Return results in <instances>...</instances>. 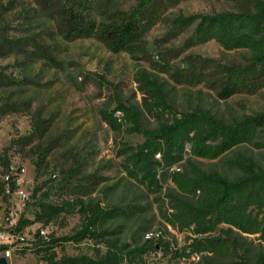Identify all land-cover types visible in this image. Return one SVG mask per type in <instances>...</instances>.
Listing matches in <instances>:
<instances>
[{
  "label": "rangeland",
  "instance_id": "obj_1",
  "mask_svg": "<svg viewBox=\"0 0 264 264\" xmlns=\"http://www.w3.org/2000/svg\"><path fill=\"white\" fill-rule=\"evenodd\" d=\"M137 1L87 0L86 15L95 21L107 20L113 11L128 10ZM163 1L166 5L163 14L169 18L179 12L188 15L237 10L236 4L228 0ZM66 2L0 0V154L6 151L11 169L18 177L15 190L6 199L0 197V228L16 221L21 214L32 218L34 205L25 207L24 203L37 187L35 196L49 203L57 204L74 192L83 198L98 199L107 206L136 205L142 211L110 221L108 227L120 225L121 239L132 242L144 238L141 229L147 226L148 231L162 235L165 242L178 250L191 233L173 228L161 214L169 205L165 193H174V185L165 180L162 191L153 193L127 176L122 166L121 144L133 146L143 136L126 131L127 125L122 131H115L102 119L101 112H113L121 119L116 104H132L143 112V127L157 125L143 110L135 78L139 73L160 83L173 114L197 108L230 123L243 115L263 112L264 86H249L228 98H220L207 85H189L178 74L184 63L194 57L232 65L244 63L250 54L245 49H225L214 39L187 45L185 40L192 27L172 37L168 26L161 22L143 36L146 58H135L125 50L113 53L93 36L65 38L62 35ZM35 43L57 65L38 56ZM254 141L264 142V131H258ZM237 157H251L264 165V147L242 143L214 159L187 156L183 164L193 163L231 179L239 171L229 162ZM73 164L76 167L69 171ZM4 171L0 161V179ZM74 183L80 186L73 188ZM38 227L41 225L36 222L26 226L23 232L31 234ZM78 228L76 212H61L41 227L47 237L70 235ZM246 241L250 256L261 249L256 234L247 235ZM96 246L104 250L101 243L95 245L89 239L79 244L65 242L64 250L69 255L93 256ZM162 253L163 250L158 251L152 259L166 261L168 254L162 256ZM230 258L212 256L210 260L221 263ZM171 259L175 264H186L192 258ZM7 260L16 264H42L32 252Z\"/></svg>",
  "mask_w": 264,
  "mask_h": 264
},
{
  "label": "trees",
  "instance_id": "obj_2",
  "mask_svg": "<svg viewBox=\"0 0 264 264\" xmlns=\"http://www.w3.org/2000/svg\"><path fill=\"white\" fill-rule=\"evenodd\" d=\"M228 1L236 4L237 10L188 15L179 12L169 18L163 14L166 7L163 0H138L128 10L117 9L107 20L95 21L86 15L87 0H67L63 7L66 18L62 35L93 36L113 53L125 50L135 58H146L143 36L155 23L166 24L172 37L192 27L185 40L187 45L214 39L225 49L249 52L242 64L228 65L198 56L180 68V78L189 85L203 83L220 98H228L249 86H264V0ZM34 50L57 65L40 44L35 43ZM135 78L143 110L157 125L143 127V112L132 104H116L121 119L107 111H102L101 117L115 131H122L127 125L126 131L142 134V140L133 146L121 144L123 169L127 176L153 193L162 191L165 180L174 185V193H165L169 205L161 214L173 228L192 234L186 237V243L177 250L159 234L123 241L121 226L110 228L108 223L126 219L142 208L132 204L107 206L74 192L57 204L49 203L35 196L37 187L24 203L25 207L34 205L32 218L21 214L12 229L22 232L36 222L47 225L61 212L78 213L79 228L70 235L47 237L36 229L30 252L42 264H175L172 257L188 258L192 253L199 258L190 264H264V165L251 157L234 158L229 165L239 174L230 179L193 163L183 164L187 156L214 159L242 143L264 147L263 141H254L256 133L264 131V111L243 115L230 123L197 108L173 114L160 83L144 73ZM0 161L5 168L0 179V197L6 199L17 186V173L11 169L6 151L0 154ZM74 167L71 165L69 171ZM141 230L145 234L148 227ZM252 234H256L261 249L250 256L246 236ZM84 239L95 245L101 243L104 250L96 246L93 256L65 252V242L79 244ZM161 250L162 256L168 254L166 261L152 259ZM238 250L242 253L237 254ZM212 256L231 258L214 263L210 260Z\"/></svg>",
  "mask_w": 264,
  "mask_h": 264
},
{
  "label": "built area",
  "instance_id": "obj_3",
  "mask_svg": "<svg viewBox=\"0 0 264 264\" xmlns=\"http://www.w3.org/2000/svg\"><path fill=\"white\" fill-rule=\"evenodd\" d=\"M17 179L18 177L16 178V184L18 181ZM15 224L16 221H10L9 224L0 228V255L4 256L6 259L11 256H17L18 254L30 252L31 240L34 239V232L36 230L32 231L31 234L28 231L26 233H24L23 231L16 232L12 229ZM41 227H38L39 234H41L42 236H46L45 230L41 229ZM157 235V233L148 231L144 234V237H152ZM188 258L192 259L186 262V264H190L191 261H196L199 258V255L197 253H192Z\"/></svg>",
  "mask_w": 264,
  "mask_h": 264
},
{
  "label": "water",
  "instance_id": "obj_4",
  "mask_svg": "<svg viewBox=\"0 0 264 264\" xmlns=\"http://www.w3.org/2000/svg\"><path fill=\"white\" fill-rule=\"evenodd\" d=\"M0 264H8L7 259L4 256L0 255Z\"/></svg>",
  "mask_w": 264,
  "mask_h": 264
},
{
  "label": "crops",
  "instance_id": "obj_5",
  "mask_svg": "<svg viewBox=\"0 0 264 264\" xmlns=\"http://www.w3.org/2000/svg\"><path fill=\"white\" fill-rule=\"evenodd\" d=\"M15 257H16V256H15ZM7 263H8V264H16V263H14V262H13V263H10L8 260H7Z\"/></svg>",
  "mask_w": 264,
  "mask_h": 264
}]
</instances>
